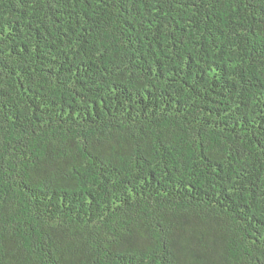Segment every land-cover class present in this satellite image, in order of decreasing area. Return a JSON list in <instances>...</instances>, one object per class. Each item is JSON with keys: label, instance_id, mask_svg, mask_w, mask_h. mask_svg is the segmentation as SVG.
<instances>
[{"label": "trees", "instance_id": "16d2710c", "mask_svg": "<svg viewBox=\"0 0 264 264\" xmlns=\"http://www.w3.org/2000/svg\"><path fill=\"white\" fill-rule=\"evenodd\" d=\"M0 264H264V0H0Z\"/></svg>", "mask_w": 264, "mask_h": 264}]
</instances>
